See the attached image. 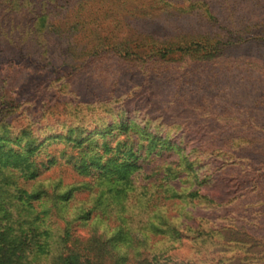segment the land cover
Returning a JSON list of instances; mask_svg holds the SVG:
<instances>
[{"label": "rangeland", "instance_id": "obj_1", "mask_svg": "<svg viewBox=\"0 0 264 264\" xmlns=\"http://www.w3.org/2000/svg\"><path fill=\"white\" fill-rule=\"evenodd\" d=\"M112 1L70 2V11L54 20L79 17L80 24L58 42L37 44L23 35L9 43L0 36V89L12 92L0 105L16 107L1 108L0 120L14 131L29 124L37 138L80 128L72 138L92 134L99 140L94 133L133 119L158 140L177 145L180 151L174 153L190 163H183L179 187L205 196L200 202L184 197L162 203L169 224L183 236L173 242L150 235L152 250L169 264H264V206L258 200L264 199V41L243 44L232 37L236 45L214 59L175 56L158 64L147 56L156 47L155 36L167 39L175 27L204 33L202 44L208 45L226 41L210 33L256 37L264 28V0ZM24 5L67 7L48 0H24ZM7 6L0 0L2 29L9 21L26 25V15H8ZM208 9L217 20L206 16ZM135 54L143 60H134ZM64 171L56 169L47 182L63 180ZM92 192L72 205V217ZM130 204L137 209V201ZM114 226L98 224L105 234ZM186 227L211 236L198 238Z\"/></svg>", "mask_w": 264, "mask_h": 264}, {"label": "trees", "instance_id": "obj_2", "mask_svg": "<svg viewBox=\"0 0 264 264\" xmlns=\"http://www.w3.org/2000/svg\"><path fill=\"white\" fill-rule=\"evenodd\" d=\"M48 1L67 7L52 11L26 9L24 0H4L8 15L22 12L27 18L26 25L9 21L6 30L0 23V36L11 43L24 35L40 44L39 41L58 42L76 33L79 17L73 21H65V17L62 23L54 20L70 11L68 5L73 0ZM205 12L210 20H217L209 9ZM223 34L210 33L208 37H223L226 41L208 45L202 44L207 38L204 33L175 27L167 39L155 36L156 47L147 56L158 64L170 62L175 56L214 59L236 45L232 37L243 44L264 41V28L256 37L233 36L238 33L229 31ZM43 47L40 52L45 53ZM133 57L143 60L137 54ZM11 93L0 89V100L8 101ZM5 104L0 105L2 112L16 109L13 105L4 107ZM32 128L27 124L14 131L7 121L0 120V264H169L165 256L152 250L148 241L150 235L169 237L173 242L183 236L169 224L163 211L166 204L162 203L184 197L199 202L205 198L198 189L179 187L183 163L187 167L190 163L179 155L176 144L158 140L130 118L94 133L99 140L93 139L92 134L72 138L81 132L80 128H68L67 135L37 138ZM61 167L65 170L63 180L52 179L48 183V175ZM104 183L108 184L106 190L102 189ZM92 189L93 197L82 203L72 217V205L81 203V194L90 195ZM258 200L264 206V199ZM130 201H137V209ZM152 209L156 210L153 217L146 215L135 221ZM145 219L142 225L146 233L140 229ZM101 223L115 224L114 230L105 234L98 228ZM76 226L86 236L77 232ZM186 229L198 238L211 236V232L204 233L201 228Z\"/></svg>", "mask_w": 264, "mask_h": 264}]
</instances>
